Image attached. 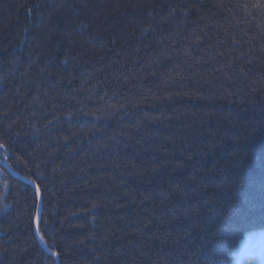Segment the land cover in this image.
<instances>
[{
	"label": "trees",
	"instance_id": "16d2710c",
	"mask_svg": "<svg viewBox=\"0 0 264 264\" xmlns=\"http://www.w3.org/2000/svg\"><path fill=\"white\" fill-rule=\"evenodd\" d=\"M257 0H0V164L58 264H234L264 234ZM0 167V264H56Z\"/></svg>",
	"mask_w": 264,
	"mask_h": 264
},
{
	"label": "rangeland",
	"instance_id": "374dc122",
	"mask_svg": "<svg viewBox=\"0 0 264 264\" xmlns=\"http://www.w3.org/2000/svg\"><path fill=\"white\" fill-rule=\"evenodd\" d=\"M234 264H264V234L249 236L236 252Z\"/></svg>",
	"mask_w": 264,
	"mask_h": 264
},
{
	"label": "water",
	"instance_id": "95a60500",
	"mask_svg": "<svg viewBox=\"0 0 264 264\" xmlns=\"http://www.w3.org/2000/svg\"><path fill=\"white\" fill-rule=\"evenodd\" d=\"M0 167L10 178L30 187L31 189H33L36 192V187L32 183H30L29 181L23 179L22 177L16 175L14 172H12L8 168L7 162L0 164ZM41 216H42V204H41V198L39 196L38 197V211H37L36 220H35V237H36L37 242L41 246V248L45 251V253L49 257H51L55 261L56 264H58L57 258L54 255H52V253L47 249V247L44 245V243L42 242V240L39 236V227H40Z\"/></svg>",
	"mask_w": 264,
	"mask_h": 264
},
{
	"label": "snow or ice",
	"instance_id": "6c2138e0",
	"mask_svg": "<svg viewBox=\"0 0 264 264\" xmlns=\"http://www.w3.org/2000/svg\"><path fill=\"white\" fill-rule=\"evenodd\" d=\"M253 6L258 9L264 10V0H257V2ZM3 147L4 145L0 144V148H3ZM36 194L38 197L41 195L39 187L36 188ZM53 255H56V253H53Z\"/></svg>",
	"mask_w": 264,
	"mask_h": 264
}]
</instances>
